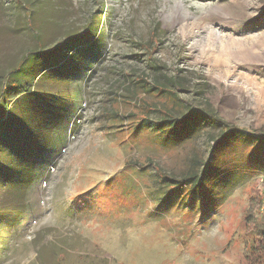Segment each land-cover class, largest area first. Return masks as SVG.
Here are the masks:
<instances>
[{
	"label": "rangeland",
	"instance_id": "obj_1",
	"mask_svg": "<svg viewBox=\"0 0 264 264\" xmlns=\"http://www.w3.org/2000/svg\"><path fill=\"white\" fill-rule=\"evenodd\" d=\"M175 71L171 112L207 114L194 150L131 132L168 103L135 80ZM10 76L34 91L0 120V264H262V157L210 134L264 128V0H0ZM191 158L204 187L167 178Z\"/></svg>",
	"mask_w": 264,
	"mask_h": 264
},
{
	"label": "trees",
	"instance_id": "obj_2",
	"mask_svg": "<svg viewBox=\"0 0 264 264\" xmlns=\"http://www.w3.org/2000/svg\"><path fill=\"white\" fill-rule=\"evenodd\" d=\"M69 38H65L64 41L68 40ZM91 38L88 41L76 43L73 45L68 51L67 54L59 61L62 62L66 57H68L72 52H76L81 46H88L89 42L92 41ZM98 43V42H97ZM149 46V44H146ZM60 44L58 43L57 46L53 48V50L58 49ZM78 48V49H77ZM77 49L76 51H74ZM148 52L152 53V49L147 48ZM99 52V50H98ZM38 52L32 51L27 53V55L22 59L26 60L30 55H36ZM72 53V54H73ZM70 58V57H69ZM99 59V54L97 56ZM12 70V73L14 75H17L19 72V68L21 66V63ZM53 66V65H50ZM49 66V67H50ZM178 73L175 71V75H173L172 78H167L166 81L160 83L157 81H149L145 75L139 76L137 80H135V84L137 86L135 87H141L142 92L144 93H150L153 95H159L164 96L166 100H168V103L166 102L165 105H155L153 107L158 108L159 113L161 114V120L158 123H155L156 127H151L147 121L149 120L146 116L141 117L140 122L131 130V132L139 131H150L155 136L159 137L161 139V144L163 146H177V147H186L190 146L195 149L194 144L192 141H194V135L198 130H200L199 127H201V118L204 115H207L206 113H202L199 109L196 107L192 108L191 103L188 104L186 101V105L188 108H191L189 115L185 116L183 119L180 117H177L174 115L171 110H176V100L173 96L176 95L177 92H186L187 84H185V81L179 79ZM5 77L3 80L0 81V120L5 118L7 111L12 107L14 100H19V98L22 95H25L28 92L34 91L33 86L31 85L29 88H23L19 85H15V83L10 82ZM7 79V82H6ZM36 79V78H35ZM34 79V80H35ZM12 83V84H11ZM138 89V88H136ZM136 91H133V96L138 95V93H135ZM145 105V104H144ZM144 105L142 108H144ZM150 110L152 109V106L149 105ZM3 109V110H2ZM2 110V111H1ZM149 111V110H148ZM196 115H194V114ZM210 119H212V123L219 125L218 121L215 119V116H210ZM228 128V129H227ZM224 127L221 128L218 132L210 134V140L211 142L215 143L214 148H216L219 144H232L236 141H241L242 143L248 142L250 145L257 146L258 148V157H262L261 164L264 166V128L257 130V132L252 135H244V132L242 130L232 128V127ZM200 165H203V169L199 168ZM156 173L161 172L160 168H155ZM211 171V172H210ZM212 173V170L210 169V163L209 161L205 162H197L195 158H191L190 164L187 165L182 170L181 176L179 178H172L169 180L173 181L174 183H179L183 185H189L193 187L203 186L204 182L207 180L205 177L206 173ZM165 174V173H164ZM166 175V174H165ZM167 176V175H166ZM169 176V175H168ZM204 187V186H203ZM262 246L264 245V233H260ZM259 262L264 264V255L259 256Z\"/></svg>",
	"mask_w": 264,
	"mask_h": 264
}]
</instances>
